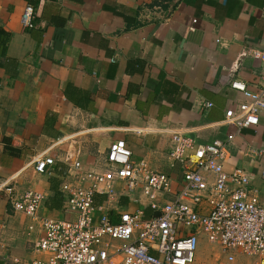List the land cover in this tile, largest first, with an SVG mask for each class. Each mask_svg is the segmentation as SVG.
Returning <instances> with one entry per match:
<instances>
[{"label": "crops", "instance_id": "obj_1", "mask_svg": "<svg viewBox=\"0 0 264 264\" xmlns=\"http://www.w3.org/2000/svg\"><path fill=\"white\" fill-rule=\"evenodd\" d=\"M28 4L31 28L23 24ZM0 27L11 35L0 67L2 255L38 257L40 218L67 217L68 166L52 174L34 167L63 157L74 138L87 169L103 170L111 144L124 139L135 162L168 173L176 188L184 167L170 155L173 134L223 140L226 170H246L250 198L264 206V112L251 127L225 116L246 100L232 80L255 90L264 75L250 54L264 50V0H0ZM10 183L20 195H45L40 218L12 208L3 190ZM121 204L136 208L128 197Z\"/></svg>", "mask_w": 264, "mask_h": 264}, {"label": "built area", "instance_id": "obj_2", "mask_svg": "<svg viewBox=\"0 0 264 264\" xmlns=\"http://www.w3.org/2000/svg\"><path fill=\"white\" fill-rule=\"evenodd\" d=\"M33 19L34 7L28 4L24 27H33ZM250 52L264 62L263 49ZM231 87L246 100L226 110V122L258 125L264 112V75L255 90L238 79ZM173 140L176 147L170 155L184 167L178 188L168 173L135 162L124 139L111 144L101 171L86 168L81 138L69 140L71 149L63 157L39 158L34 167L39 174L68 166L61 185L67 217L40 218L44 194L29 190L20 195L15 185H5L4 195L16 212L41 219L42 235L35 242L40 255L28 262L12 252L2 255L0 242V264H195L203 235L210 244L222 247L229 262L236 260V252L264 259V206L250 198L246 170H226L227 143L216 139L200 144L182 132H175ZM1 172L0 164V176ZM123 197L136 208L122 206Z\"/></svg>", "mask_w": 264, "mask_h": 264}, {"label": "rangeland", "instance_id": "obj_3", "mask_svg": "<svg viewBox=\"0 0 264 264\" xmlns=\"http://www.w3.org/2000/svg\"><path fill=\"white\" fill-rule=\"evenodd\" d=\"M226 254L220 245L210 244L206 236L203 235L195 264H262V261H264L261 256L238 252L236 260L229 262Z\"/></svg>", "mask_w": 264, "mask_h": 264}, {"label": "trees", "instance_id": "obj_4", "mask_svg": "<svg viewBox=\"0 0 264 264\" xmlns=\"http://www.w3.org/2000/svg\"><path fill=\"white\" fill-rule=\"evenodd\" d=\"M10 33L0 27V67H1V58L6 55L7 45L10 40ZM8 149H10L8 147ZM101 201V199L99 200Z\"/></svg>", "mask_w": 264, "mask_h": 264}]
</instances>
